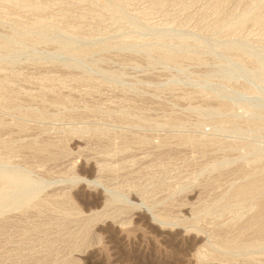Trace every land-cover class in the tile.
Listing matches in <instances>:
<instances>
[{
    "label": "rangeland",
    "instance_id": "374dc122",
    "mask_svg": "<svg viewBox=\"0 0 264 264\" xmlns=\"http://www.w3.org/2000/svg\"><path fill=\"white\" fill-rule=\"evenodd\" d=\"M0 264H264V0H0Z\"/></svg>",
    "mask_w": 264,
    "mask_h": 264
},
{
    "label": "bare ground",
    "instance_id": "6f19581e",
    "mask_svg": "<svg viewBox=\"0 0 264 264\" xmlns=\"http://www.w3.org/2000/svg\"><path fill=\"white\" fill-rule=\"evenodd\" d=\"M259 19V18H258Z\"/></svg>",
    "mask_w": 264,
    "mask_h": 264
}]
</instances>
